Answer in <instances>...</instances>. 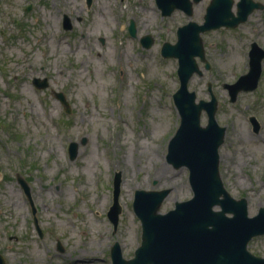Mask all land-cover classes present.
<instances>
[{"label":"rangeland","instance_id":"rangeland-1","mask_svg":"<svg viewBox=\"0 0 264 264\" xmlns=\"http://www.w3.org/2000/svg\"><path fill=\"white\" fill-rule=\"evenodd\" d=\"M90 1L0 0V255L6 264H112L115 242L122 258L131 259L141 241L135 191L170 189L162 214L192 197L188 170L166 161L180 122L172 99L179 80L177 59L163 58L160 49L175 43L178 27L201 24L210 0L194 5L191 17L180 10L162 16L155 0ZM253 1L263 9L246 22L201 34L209 69L196 58L201 75L187 84L196 101H209L211 86L216 121L226 127L220 177L234 199L247 200L249 217L264 209V59L255 90L231 103L223 85L248 71L251 43L264 50V0ZM64 17L70 30L62 27ZM144 36L153 40L148 49L140 43ZM34 78L46 79L47 87L34 86ZM117 172L121 212L114 231L107 212ZM247 250L264 258V236L251 239Z\"/></svg>","mask_w":264,"mask_h":264},{"label":"water","instance_id":"water-1","mask_svg":"<svg viewBox=\"0 0 264 264\" xmlns=\"http://www.w3.org/2000/svg\"><path fill=\"white\" fill-rule=\"evenodd\" d=\"M201 0H155L162 16H169L175 10L192 16L193 6ZM87 0V5H90ZM234 0H210L203 15V22L189 21L176 30V42L163 43L160 53L164 58H176L179 88L173 94V102L180 122L169 141L166 161L174 169L188 170V183L192 191L189 200L176 202L174 208L165 214L160 207L170 189L159 191L136 190L133 211L141 223V244L129 260L122 258L120 246L115 242L110 249L112 264H264V258L254 256L247 250L248 242L264 235V209L248 216V203L245 198L234 199L226 191L219 173V148L224 142L226 127L218 125L215 113L217 101L208 85L210 100L196 101L194 92L188 91L187 84L193 74L201 75L196 58L209 64L205 59L201 34L219 28H236L244 23L254 10L263 5L253 0H238L236 11H232ZM63 28L70 30L67 17ZM130 35H135L133 23L128 27ZM142 47L148 49L153 44L150 36L141 38ZM249 69L234 84H224L229 101L234 103L240 92L256 89L261 75V62L264 51L256 43H251ZM33 84L46 88V79L34 78ZM61 103L67 105L61 93L55 94ZM205 112L207 123L201 125V114ZM249 121L254 132L259 123L251 116ZM77 144L68 147L69 157L74 159ZM18 182L29 198L24 180ZM120 174L113 180L112 205L107 217L115 231L121 212L119 205ZM218 208V209H215ZM34 213V209H33ZM0 264H5L0 255Z\"/></svg>","mask_w":264,"mask_h":264},{"label":"bare ground","instance_id":"bare-ground-1","mask_svg":"<svg viewBox=\"0 0 264 264\" xmlns=\"http://www.w3.org/2000/svg\"><path fill=\"white\" fill-rule=\"evenodd\" d=\"M148 10L152 11V9H151V8H147V11H148Z\"/></svg>","mask_w":264,"mask_h":264}]
</instances>
